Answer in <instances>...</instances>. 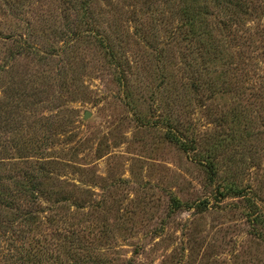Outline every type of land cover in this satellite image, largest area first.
Segmentation results:
<instances>
[{
  "label": "rangeland",
  "instance_id": "1",
  "mask_svg": "<svg viewBox=\"0 0 264 264\" xmlns=\"http://www.w3.org/2000/svg\"><path fill=\"white\" fill-rule=\"evenodd\" d=\"M0 264H264V0H0Z\"/></svg>",
  "mask_w": 264,
  "mask_h": 264
},
{
  "label": "water",
  "instance_id": "2",
  "mask_svg": "<svg viewBox=\"0 0 264 264\" xmlns=\"http://www.w3.org/2000/svg\"><path fill=\"white\" fill-rule=\"evenodd\" d=\"M89 115H90V112H89V111H86V112L84 113V117H85V118L89 117Z\"/></svg>",
  "mask_w": 264,
  "mask_h": 264
}]
</instances>
